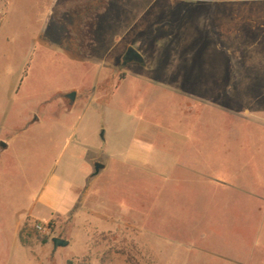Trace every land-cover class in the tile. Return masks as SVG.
<instances>
[{
  "label": "rangeland",
  "instance_id": "rangeland-1",
  "mask_svg": "<svg viewBox=\"0 0 264 264\" xmlns=\"http://www.w3.org/2000/svg\"><path fill=\"white\" fill-rule=\"evenodd\" d=\"M0 264H264V0H0Z\"/></svg>",
  "mask_w": 264,
  "mask_h": 264
},
{
  "label": "crops",
  "instance_id": "crops-1",
  "mask_svg": "<svg viewBox=\"0 0 264 264\" xmlns=\"http://www.w3.org/2000/svg\"><path fill=\"white\" fill-rule=\"evenodd\" d=\"M68 4H70L69 1L66 3V5H68ZM107 8H108V4L105 3V6L103 8L104 11H106ZM68 13H69L68 11L65 12L66 15H69ZM99 14L100 13H98V15ZM81 22H82L81 31L83 32V24L85 21L82 19ZM92 38L93 37H90V39H92ZM79 47L80 46L76 44V47H74L72 45V47L70 49L78 51V49L81 50V48H79ZM70 52H72V51H70ZM74 52H72V53H74ZM66 95L65 94L61 95V97L58 100H56L54 104H55L56 108L58 109V111H60V112L62 111V113L65 112V113L69 114L71 108L73 107V105L75 104L77 99L75 98V101L73 103H71L66 98ZM245 113H247V111ZM37 124H39V118H33V119L30 118L26 122L27 127L28 126H35ZM3 148L4 149L8 148V145L4 146ZM93 162H95V161L93 160ZM104 169H105V167H102L99 170L98 174H95V171H94L93 176L99 175ZM68 191H69V189H68ZM41 198L45 199L44 202H42L44 205H46L45 207H48L49 209L54 210V212H57L58 216H61V215L65 216L68 213L73 212V210L76 206V203L78 201V199H77L78 196L74 195L73 192H65V193L63 191L60 192V191H57L54 186H50V185H47L45 187V191L42 192Z\"/></svg>",
  "mask_w": 264,
  "mask_h": 264
},
{
  "label": "water",
  "instance_id": "water-1",
  "mask_svg": "<svg viewBox=\"0 0 264 264\" xmlns=\"http://www.w3.org/2000/svg\"><path fill=\"white\" fill-rule=\"evenodd\" d=\"M128 63H137V64H140L142 66L145 65L144 59L141 56V54L139 52H137L136 50H134L133 48H128L126 54L124 55L122 65L125 66ZM66 98L71 103H73L75 101V93L67 94ZM101 168H102V166L100 164H95V174H98V172ZM52 243H53V246L55 248L67 246L66 241L59 239V238H54L52 240Z\"/></svg>",
  "mask_w": 264,
  "mask_h": 264
},
{
  "label": "built area",
  "instance_id": "built-area-1",
  "mask_svg": "<svg viewBox=\"0 0 264 264\" xmlns=\"http://www.w3.org/2000/svg\"><path fill=\"white\" fill-rule=\"evenodd\" d=\"M34 230L37 232V233H40V234H48L49 233V228L48 227H43L41 226L40 224H35L34 226Z\"/></svg>",
  "mask_w": 264,
  "mask_h": 264
},
{
  "label": "trees",
  "instance_id": "trees-1",
  "mask_svg": "<svg viewBox=\"0 0 264 264\" xmlns=\"http://www.w3.org/2000/svg\"><path fill=\"white\" fill-rule=\"evenodd\" d=\"M67 11V10H66ZM53 223H54V221H51L49 224H48V226H49V228H52L53 227ZM25 230V229H24ZM35 231V230H34ZM36 232V231H35ZM42 242H44V239H42Z\"/></svg>",
  "mask_w": 264,
  "mask_h": 264
}]
</instances>
